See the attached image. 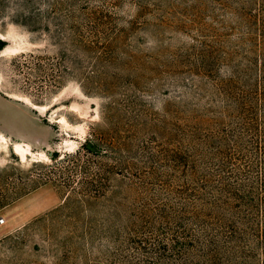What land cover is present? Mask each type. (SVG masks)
<instances>
[{
  "label": "rangeland",
  "instance_id": "1",
  "mask_svg": "<svg viewBox=\"0 0 264 264\" xmlns=\"http://www.w3.org/2000/svg\"><path fill=\"white\" fill-rule=\"evenodd\" d=\"M261 7L0 0V264H124L128 236L156 234L158 204L185 179L177 151L202 172L224 144L200 136L254 132L252 118L264 129V102L249 95L263 50L245 23ZM249 249L240 264L260 263L263 246Z\"/></svg>",
  "mask_w": 264,
  "mask_h": 264
},
{
  "label": "trees",
  "instance_id": "2",
  "mask_svg": "<svg viewBox=\"0 0 264 264\" xmlns=\"http://www.w3.org/2000/svg\"><path fill=\"white\" fill-rule=\"evenodd\" d=\"M195 16L202 19L200 13ZM245 23L250 33H257L258 45L263 50L260 82L249 91L261 103L264 8L258 15L248 14ZM5 45L6 41L0 39V50ZM218 85L222 95L231 97L237 80L226 79ZM242 95L246 96V92L242 91ZM248 122L255 126L254 132L240 123V133L221 126L220 133L199 137L213 145L224 144L217 150L218 160L202 172L195 159L189 161L188 154L177 151L176 168H180L178 172L185 179L172 189V197L158 204L162 223L156 234L128 236L131 251L123 255L124 264H240L249 253L252 239L263 246V259L258 264H264V129L257 118ZM87 148L96 153L88 145Z\"/></svg>",
  "mask_w": 264,
  "mask_h": 264
},
{
  "label": "bare ground",
  "instance_id": "3",
  "mask_svg": "<svg viewBox=\"0 0 264 264\" xmlns=\"http://www.w3.org/2000/svg\"><path fill=\"white\" fill-rule=\"evenodd\" d=\"M1 137L3 138V140L8 142V138L5 134L1 133ZM15 144L17 149L23 153L24 157H26L29 153H31L30 148L32 149V145L30 143H25L26 146L22 145V142H16Z\"/></svg>",
  "mask_w": 264,
  "mask_h": 264
},
{
  "label": "water",
  "instance_id": "4",
  "mask_svg": "<svg viewBox=\"0 0 264 264\" xmlns=\"http://www.w3.org/2000/svg\"><path fill=\"white\" fill-rule=\"evenodd\" d=\"M87 145H88L91 149H93L95 152H100V151H101V149H100L97 145H95V143L92 142V141H88ZM49 154L52 155L51 152H50Z\"/></svg>",
  "mask_w": 264,
  "mask_h": 264
},
{
  "label": "built area",
  "instance_id": "5",
  "mask_svg": "<svg viewBox=\"0 0 264 264\" xmlns=\"http://www.w3.org/2000/svg\"><path fill=\"white\" fill-rule=\"evenodd\" d=\"M5 222V219L3 217H0V225Z\"/></svg>",
  "mask_w": 264,
  "mask_h": 264
}]
</instances>
